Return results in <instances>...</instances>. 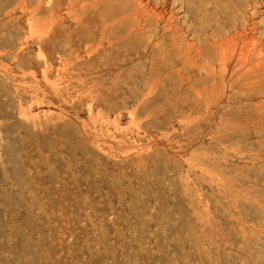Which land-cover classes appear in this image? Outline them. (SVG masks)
Here are the masks:
<instances>
[{
	"label": "rangeland",
	"instance_id": "1",
	"mask_svg": "<svg viewBox=\"0 0 264 264\" xmlns=\"http://www.w3.org/2000/svg\"><path fill=\"white\" fill-rule=\"evenodd\" d=\"M25 1L0 0V264H264V0Z\"/></svg>",
	"mask_w": 264,
	"mask_h": 264
},
{
	"label": "bare ground",
	"instance_id": "2",
	"mask_svg": "<svg viewBox=\"0 0 264 264\" xmlns=\"http://www.w3.org/2000/svg\"><path fill=\"white\" fill-rule=\"evenodd\" d=\"M24 2H27V1H25V0H23ZM44 1V0H43ZM48 1V0H47ZM53 1V0H52ZM68 1H70V0H68ZM91 1V0H90ZM96 2H97V4H98V6H99V4L101 3V5H102V3H106V2H108L107 4H109V2H113V4H114V6L113 7H115V9H116V6L117 5H119V4H121V3H123V1L124 0H95ZM129 1V0H128ZM128 1H127V3H128ZM161 1V0H160ZM54 3H55V1H53ZM53 2H51L52 4H53ZM174 2V1H173ZM79 3H80V1H79ZM88 2H86V4H87ZM86 4H84L83 6H85ZM97 4H94V3H89L88 4V6H95V7H97ZM132 5H134V9H135V13H136V17H134V16H132L133 14V11H132V9H133V7L131 8V10H130V8H128L129 6H127L126 8H128V10H130L132 13V15L130 14L129 16H131V17H134L133 18V22L135 21L134 19H138V18H140V17H142L141 15H139L138 13L141 11V13L143 14V12H144V14H143V16L144 17H146L147 19H146V21L149 19L148 17H150V18H153V17H159L160 16V14H161V12H160V10H159V12H157L154 8H153V6L152 7H148L149 9H147V10H145V7H146V5H147V3H146V1H144V0H133V3H131ZM171 4V3H170ZM105 5V4H104ZM123 5H125L124 3H123ZM132 5H130V6H132ZM25 6V5H24ZM106 6V5H105ZM108 6V5H107ZM107 6H106V8H107ZM111 5H109V7H110ZM121 6V5H120ZM118 6V8L119 9H121V7H123V6ZM156 6H158L157 4H156ZM155 6V7H156ZM165 6V5H164ZM54 7V6H53ZM86 7V6H85ZM100 7V6H99ZM104 6L102 5V7H101V9L103 8ZM105 8V9H106ZM144 8V9H143ZM85 10H86V8H84ZM114 9V8H113ZM113 9H112V11H113ZM115 9H114V11H115ZM111 10V9H110ZM117 10V9H116ZM175 10V9H174ZM80 11H83V8H82V10H80ZM92 11V10H91ZM118 11H123V8H122V10H118ZM143 11V12H142ZM166 11V10H165ZM87 12V11H86ZM101 12V11H100ZM129 12V11H128ZM189 12V11H188ZM115 14H116V12H114ZM120 13H122V12H120ZM119 12L117 13V14H120ZM123 13H125V11L123 12ZM122 13V14H123ZM140 13V14H141ZM172 13V12H171ZM94 14V13H93ZM114 14V15H115ZM129 14V13H128ZM84 15V14H83ZM98 15H99V13H98ZM77 16V15H76ZM94 16H95V14H94ZM108 15H106V17H107ZM129 16H128V18H129ZM93 17V16H92ZM174 17V16H173ZM74 18V17H73ZM77 18V17H76ZM113 18V17H112ZM166 18V17H165ZM169 18V17H168ZM35 19V18H34ZM108 19V18H107ZM106 19V20H107ZM74 20V19H73ZM114 20V19H113ZM117 20H118V18H117ZM126 20H129V19H126ZM132 20V19H131ZM141 20V19H140ZM233 20V19H232ZM240 20V19H239ZM81 21V20H80ZM115 21V20H114ZM114 21H112V23L114 22ZM145 21V20H144ZM143 21V22H144ZM150 21V20H149ZM166 21V20H165ZM126 22V21H125ZM140 22H142V21H140ZM142 22V23H143ZM154 22H155V20H154ZM106 23V22H105ZM111 23V22H110ZM136 23V22H135ZM148 23V22H147ZM168 23V22H167ZM121 24V23H120ZM138 24V23H137ZM112 25V24H111ZM123 25V24H122ZM139 25V24H138ZM104 26V25H103ZM114 26V25H113ZM167 26V25H166ZM168 27V26H167ZM235 27V26H234ZM137 28V27H136ZM139 28V27H138ZM171 28V27H170ZM101 29V28H100ZM141 29V28H140ZM145 30V29H144ZM147 30V29H146ZM129 31V30H128ZM161 31V30H160ZM171 31V30H170ZM176 31V30H175ZM174 32V31H173ZM108 33V32H107ZM177 33V32H176ZM226 33V32H225ZM129 34V33H128ZM169 34V33H168ZM107 35V34H106ZM156 43V42H155ZM192 45V44H191ZM245 45V44H244ZM249 45V44H248ZM140 46V45H139ZM100 47H101V45H100ZM190 47V46H189ZM188 48V47H187ZM191 48V47H190ZM202 50V49H201ZM98 51V50H97ZM223 53V52H222ZM247 54V53H246ZM229 56V55H228ZM261 56V55H260ZM246 57V56H245ZM155 58V57H154ZM139 60V59H138ZM236 62H238V61H236ZM262 63V62H261ZM238 65V64H237ZM173 67V66H172ZM221 67V66H220ZM173 69V68H172ZM191 87V86H190Z\"/></svg>",
	"mask_w": 264,
	"mask_h": 264
}]
</instances>
